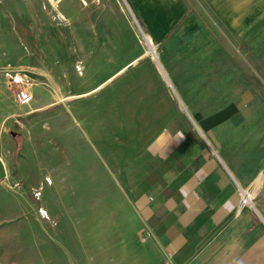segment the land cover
Returning <instances> with one entry per match:
<instances>
[{
    "label": "rangeland",
    "instance_id": "374dc122",
    "mask_svg": "<svg viewBox=\"0 0 264 264\" xmlns=\"http://www.w3.org/2000/svg\"><path fill=\"white\" fill-rule=\"evenodd\" d=\"M20 2L0 0V152L12 162L0 181V264H122L132 245L137 258L127 188L153 163L143 147L166 112L180 120L174 133L241 135V147L261 150V162L238 165L256 170L242 193L256 190L250 206L264 221V27L240 34L205 0H181L182 16L153 43L124 0L129 31L115 11L103 20L108 0H78L88 19L77 27L47 0ZM102 33L119 42L98 43ZM7 66L28 74V106L15 104Z\"/></svg>",
    "mask_w": 264,
    "mask_h": 264
},
{
    "label": "crops",
    "instance_id": "0c3cea01",
    "mask_svg": "<svg viewBox=\"0 0 264 264\" xmlns=\"http://www.w3.org/2000/svg\"><path fill=\"white\" fill-rule=\"evenodd\" d=\"M47 1L69 27H77V22L85 18L81 11L74 9L78 0ZM108 1L111 12L103 20L109 22L115 11L129 31L128 18L118 0ZM10 2L21 3L20 0ZM102 2L98 0L99 8ZM124 2L133 21V15H139L153 43L162 42L172 23L184 12L181 0ZM205 3L227 27L239 29L240 34L242 29L264 27V0H205ZM100 37L98 43L119 42L111 34L102 33ZM105 57L102 52L98 54V59ZM153 59L167 81L156 58ZM130 64L126 62L112 70L108 79L121 75ZM162 117L160 129L151 130L153 136L143 147L144 156L150 157L153 163L142 168L140 179L128 185L126 194L128 211L137 224L136 233L144 247L136 258L135 247L127 246L128 253L122 264H264V221L242 194L256 170L241 169L238 165L247 161L248 156H253L254 161L258 157L261 162V150L241 147L242 141L243 144L246 141L243 138L241 141V135H202L205 140L196 135H179L173 131L180 123L177 116L166 112ZM13 137L6 143L13 145L16 153L22 136ZM0 160L5 170L7 163L12 164L3 152ZM153 255L157 256L155 263L151 261ZM111 264L117 263L112 260Z\"/></svg>",
    "mask_w": 264,
    "mask_h": 264
},
{
    "label": "built area",
    "instance_id": "2783aa9c",
    "mask_svg": "<svg viewBox=\"0 0 264 264\" xmlns=\"http://www.w3.org/2000/svg\"><path fill=\"white\" fill-rule=\"evenodd\" d=\"M1 74L8 87L13 90V100L15 104L19 107L28 106L33 99L28 74L22 71H17L9 66L5 67Z\"/></svg>",
    "mask_w": 264,
    "mask_h": 264
},
{
    "label": "bare ground",
    "instance_id": "6f19581e",
    "mask_svg": "<svg viewBox=\"0 0 264 264\" xmlns=\"http://www.w3.org/2000/svg\"><path fill=\"white\" fill-rule=\"evenodd\" d=\"M150 47H151V45H150ZM160 67V66H159ZM161 68V67H160ZM248 191H250V189L249 190H244L243 191V195H244V199H245V201H249L251 198H252V196H253V194H254V192L256 191H254L253 189H252V191H250V192H248Z\"/></svg>",
    "mask_w": 264,
    "mask_h": 264
},
{
    "label": "water",
    "instance_id": "95a60500",
    "mask_svg": "<svg viewBox=\"0 0 264 264\" xmlns=\"http://www.w3.org/2000/svg\"><path fill=\"white\" fill-rule=\"evenodd\" d=\"M5 177H6L5 167L2 163V161L0 160V181L4 180Z\"/></svg>",
    "mask_w": 264,
    "mask_h": 264
}]
</instances>
